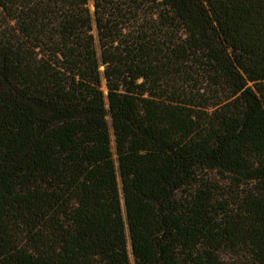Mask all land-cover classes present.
Returning <instances> with one entry per match:
<instances>
[{
  "label": "trees",
  "instance_id": "trees-1",
  "mask_svg": "<svg viewBox=\"0 0 264 264\" xmlns=\"http://www.w3.org/2000/svg\"><path fill=\"white\" fill-rule=\"evenodd\" d=\"M128 237L264 264V0H0V264H131Z\"/></svg>",
  "mask_w": 264,
  "mask_h": 264
},
{
  "label": "rangeland",
  "instance_id": "rangeland-1",
  "mask_svg": "<svg viewBox=\"0 0 264 264\" xmlns=\"http://www.w3.org/2000/svg\"><path fill=\"white\" fill-rule=\"evenodd\" d=\"M88 6H89L90 10L93 12L94 0H88ZM94 34L97 36V31H96L95 25H94ZM96 49H97L98 55L100 56V47H99V42L97 39H96ZM103 69H104V67L102 66L100 68V70L103 71ZM102 89H103L104 93L106 94L107 88H106V80L104 77H102ZM108 126H109L110 136H111V152L113 155V159L115 161V167H116V172H117L119 186H120V192H121V179H120L119 170H118V156H117V152H116L115 138L113 135V128H112L110 118H108ZM205 178L210 183H212V185H215L216 187H218L220 189L219 194L217 196L223 195V197H224V195L226 196L228 193L229 194L232 193L233 189H231L229 187L227 180L224 179L219 173H214V172L206 173ZM127 248H128V252H129L130 263L134 264V258H133L132 251H131V242H130L129 237H128V242H127ZM221 258L227 264H234V263H238L239 260H243L242 257H240V256L238 257V255H236L235 253H228V252L221 253Z\"/></svg>",
  "mask_w": 264,
  "mask_h": 264
}]
</instances>
